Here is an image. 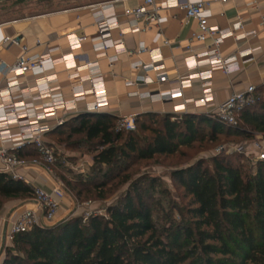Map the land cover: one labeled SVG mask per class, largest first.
Masks as SVG:
<instances>
[{
  "label": "trees",
  "instance_id": "obj_1",
  "mask_svg": "<svg viewBox=\"0 0 264 264\" xmlns=\"http://www.w3.org/2000/svg\"><path fill=\"white\" fill-rule=\"evenodd\" d=\"M53 1L58 2L37 4ZM115 121L107 114L83 113L55 127L93 144L87 150L92 154L91 173L66 183L76 199L86 186L99 189L112 180L126 183L130 164L174 155L180 147L199 141L202 128L208 130L210 142L220 135L246 140L254 136L251 132L264 138V100L257 97L244 108L236 128L204 114L145 113L135 117L133 131H115ZM14 155L31 159L37 153L24 145ZM242 160L236 153H220L208 164L198 160L171 171L170 180L188 199L179 221L169 218L160 228L155 225L140 185L146 181L152 188L155 180L137 178L105 208V216L70 217L14 236L0 264H264V162L255 161L254 173H248ZM31 193L23 181L0 172V209L2 200L28 199Z\"/></svg>",
  "mask_w": 264,
  "mask_h": 264
},
{
  "label": "crops",
  "instance_id": "obj_2",
  "mask_svg": "<svg viewBox=\"0 0 264 264\" xmlns=\"http://www.w3.org/2000/svg\"><path fill=\"white\" fill-rule=\"evenodd\" d=\"M199 1L207 4L204 16L209 26L225 30L236 19L240 21L241 29L236 32V35H244V37L225 38L218 47L222 57L236 55L247 48L252 49L250 60L240 62L236 72L226 76L218 70L211 71L210 85L213 89L215 103H221L231 92L242 91L247 86L254 87L255 98L264 100V0H225L223 2L218 0H155L156 4H170L167 7H156L157 23H144L142 19L123 14L126 9L141 6L143 0H105L66 8L41 10L28 15L18 14L5 19L0 18V71L10 68L19 55L35 57L47 54L53 63L45 61L42 68L15 75L14 79L22 89H44L46 85L38 84V82L49 76L52 81L48 83V86L54 89L51 92L52 97L67 101L73 94L87 91L89 88L87 71L75 72L72 69H65L63 63L59 61L62 56H71L77 66L96 63L107 101V106L98 112L110 115L115 120L127 116L135 118L145 113L172 116L204 114L203 109L194 108L189 103L184 106L183 111L175 113L173 112L174 107L180 105L182 101H152L147 96L149 93L156 92L165 95L176 88L177 79L187 73L184 59L206 49L209 41L198 43L191 38V34L196 30V23L186 20L178 6H171L173 2L179 5ZM28 2L38 6L43 5L37 4V0H25L18 4H11V2L0 4V6L5 4L8 6V8L0 9V17L15 13L16 11L12 8H19ZM97 14L102 16L107 25L115 27L109 29V38L103 40L105 50L104 56L101 57H97L92 49L93 41L98 36L95 23ZM133 27L137 29L119 36V32H125ZM72 35L83 39L75 49L71 48L68 43V36ZM117 40L122 43L123 53H116L113 49ZM140 44H143L147 50L156 51L160 55L161 62L158 64V69L144 71L141 68L150 63V56L148 52L136 53ZM196 64L198 72L209 69L205 57L197 58ZM157 75H164L165 82L158 83ZM11 77L9 73L0 72V91L4 89L6 79ZM141 77L149 79L150 83L144 84L137 81ZM127 82L134 84L128 85ZM199 93V82L191 79L190 86L183 90V99H194ZM91 101L92 97L86 94L83 103H77L75 111L66 113L60 111L55 117H68L69 119L88 113L85 112L84 104ZM24 102L29 103V99ZM42 102L44 101L39 99L31 104L34 108H38ZM1 115L2 110L0 109ZM46 123L52 127L54 120L50 119ZM8 129L11 133L16 132L14 126H9ZM251 133L257 138L263 136L261 133ZM0 147L13 154L16 150L9 141H0ZM243 148L247 154H255L253 148L247 149L244 145ZM19 174L31 189L38 187L46 192L51 191L54 184L53 179H57L53 175H44L34 169H24ZM73 206L72 200L63 197L59 201L58 218L61 221L64 220L72 211ZM32 208L33 202L28 198L6 203L1 213H19ZM4 235L5 230L0 229V263L3 256L2 251L11 246V243L5 241Z\"/></svg>",
  "mask_w": 264,
  "mask_h": 264
},
{
  "label": "built area",
  "instance_id": "obj_3",
  "mask_svg": "<svg viewBox=\"0 0 264 264\" xmlns=\"http://www.w3.org/2000/svg\"><path fill=\"white\" fill-rule=\"evenodd\" d=\"M225 1V0H218ZM168 3L156 4L155 0H143L141 6L133 9L124 10L123 14L134 16L142 19L144 23H157L158 17L156 14V7H167ZM171 6H178L183 12L186 20L194 21L196 23V30L191 34V38L198 42L204 43L209 41L206 49L198 54H191L184 59V66L186 75L177 79L176 88L168 91L165 95L160 93L148 94V98L152 101H182L180 105L174 107L173 112H181L184 110L186 104H191L194 108L203 109L204 115L215 119L217 122L228 128H236L238 126L237 117L242 110L255 102L254 87L247 86L242 91L231 92L227 98L221 103H215L213 96V89L210 85L211 71L218 70L223 75H230L239 69L240 62H247L250 60V53L252 49L247 48L244 51L236 53L230 57H222L218 51L219 45L227 37L240 39L244 35H236L240 31L241 24L239 19H236L230 24L228 29L219 30L217 27L209 26L206 22L204 12L207 4L199 1L196 3H182L177 4L173 2ZM151 8L150 10H147ZM95 23L97 26L98 36L93 41L92 49L97 57L104 56L105 47L103 40L109 38L108 31L110 25H107L100 14L95 16ZM137 28L133 27L127 31L119 32V36L123 33L135 31ZM6 40V39H5ZM83 40L80 37L68 36V43L71 48L78 47L79 42ZM113 46L116 53H123V46L120 40ZM166 44V41H164ZM188 48V47H186ZM148 52L150 56V63L141 66L144 71H154L158 69V64L161 62L160 55L156 51L147 50L143 44H140L136 53ZM205 57L209 69L203 72L196 71V59ZM45 61L53 63L50 57L45 54L35 57H23L19 55L14 64L8 69H2V74L9 73L11 78L6 79V84L3 90L0 91V109L2 115L0 116V141H9L13 144V148L17 149L24 145H31L37 153L35 158L25 159L18 158L13 153H9L4 148L0 147V172L8 174L12 179L21 180L19 172L24 169H34L44 175H52L50 166L54 163L53 149L44 141V136L51 129L47 125L50 119L55 120V124H60L62 121L57 120L56 113L68 111H75L77 103L84 101V96L89 94L92 101L85 103V112H98L107 106L105 98L103 83L100 80V74L96 63H86L77 66L71 56H62L59 61L63 63L65 69H72L75 72L85 70L88 72L87 81L89 88L87 91L75 93L71 99L65 101L60 98H53L51 92L53 88L48 86L52 81L51 77H44L38 84H45L44 89H22L15 81V75H22L30 72L36 68H42ZM73 77V76H72ZM195 79L199 82V95L190 100L183 99V90L190 86V80ZM144 84L150 83L149 79L141 77L137 79ZM156 81L158 83L165 82L164 75H157ZM37 84V85H38ZM128 85H133L132 82H127ZM38 87V86H37ZM29 99V103L24 100ZM42 100L44 102L38 108H34L31 104L34 100ZM9 126H14L15 133L9 131ZM115 131H133L135 129V118L132 116L120 117L116 119ZM255 151V161L264 162V140L255 142L253 144ZM222 150V149H217ZM231 152H245L243 146L235 147ZM24 182V181H23ZM53 187L50 192H46L41 188H32L30 196L33 202V208L23 210L19 213L3 214L0 212V229L5 230L4 239L11 243L14 236L25 233L32 228H46L51 227L61 221L58 218L59 201L64 197L62 183L58 179H53ZM91 214V213H90ZM90 214L86 215L88 217Z\"/></svg>",
  "mask_w": 264,
  "mask_h": 264
},
{
  "label": "rangeland",
  "instance_id": "obj_4",
  "mask_svg": "<svg viewBox=\"0 0 264 264\" xmlns=\"http://www.w3.org/2000/svg\"><path fill=\"white\" fill-rule=\"evenodd\" d=\"M32 1V0H28ZM105 0H58V2H51V4L34 5L32 2L21 5L19 8H12L15 13L11 15H5L0 17L5 19L8 17H14L16 15H28L41 10H50L57 8H66L72 6H78L87 3L102 2ZM8 8L6 4L0 6ZM61 120L60 124H55L50 130L55 129L63 122L68 120L67 118H57ZM204 129V136L197 142L191 144L189 147H180L174 155L171 156H154L148 161H137L133 165H129L130 180L124 184H119V180H112L108 185L99 189H91L90 186H86L84 192L79 199L74 197V192L70 190V187L66 185L67 181H72V177L79 175L85 177L91 173V153L87 151L91 149L93 144L83 141L82 135L70 134L67 128L55 129L53 134L45 135V143L53 149L54 163L50 166L52 175L55 176L63 186L64 197L69 198L73 202L72 211L64 218L81 217L86 218L88 214H95L99 216H105V208L116 202L121 195L126 191L129 184L137 178L153 179L155 184L152 188H148L146 181L142 182L141 188L145 189V202L150 206L152 210V219L155 225L160 228L168 222V219L179 221L180 216L184 214L187 206L188 199L184 198L181 190L175 185L169 178L171 171L185 168L198 160H203L208 164V159L220 153L231 154L236 153L242 155L245 171L248 173H254L255 171V154H244L239 152H231L233 148L239 146H245L247 149L253 148L255 142H259L263 137H250L249 139H242L241 137H225L223 135L216 136L214 141H208V130ZM140 134V133H139ZM206 134V135H205ZM147 136L148 133H141L140 136ZM202 135V134H201ZM260 137V136H259ZM222 150H217V149ZM254 149V148H253ZM103 169V168H102ZM103 169L102 171H104ZM113 174L116 172L112 170ZM3 203V204H2ZM2 207L8 203L2 200ZM0 209V212H1ZM63 220V219H62ZM4 258L5 249L2 251Z\"/></svg>",
  "mask_w": 264,
  "mask_h": 264
},
{
  "label": "water",
  "instance_id": "obj_5",
  "mask_svg": "<svg viewBox=\"0 0 264 264\" xmlns=\"http://www.w3.org/2000/svg\"><path fill=\"white\" fill-rule=\"evenodd\" d=\"M13 1H19V0H0V4L9 3V2H13ZM88 113L97 114L100 112H88Z\"/></svg>",
  "mask_w": 264,
  "mask_h": 264
}]
</instances>
